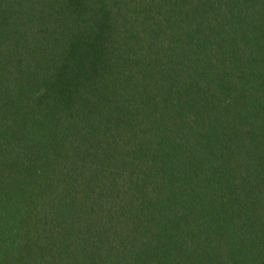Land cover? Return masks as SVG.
Instances as JSON below:
<instances>
[{"label": "trees", "instance_id": "1", "mask_svg": "<svg viewBox=\"0 0 264 264\" xmlns=\"http://www.w3.org/2000/svg\"><path fill=\"white\" fill-rule=\"evenodd\" d=\"M0 264H264V0H0Z\"/></svg>", "mask_w": 264, "mask_h": 264}]
</instances>
